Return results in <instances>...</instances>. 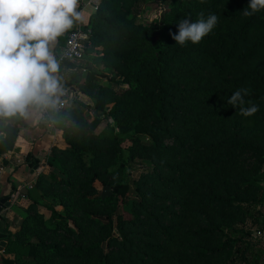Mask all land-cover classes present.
<instances>
[{"label": "trees", "instance_id": "16d2710c", "mask_svg": "<svg viewBox=\"0 0 264 264\" xmlns=\"http://www.w3.org/2000/svg\"><path fill=\"white\" fill-rule=\"evenodd\" d=\"M140 1L101 0L83 58L62 62L64 75L101 47L99 60L115 75L87 68L65 81L96 104L64 109L75 124H56L65 142L44 162L27 155L44 170L21 228L7 233L3 264H212L232 252L227 230L261 189L251 177L264 165V139L231 119L264 125V11L244 15L249 0H163L170 6L161 22L148 26L136 20ZM201 13L217 14L213 31L198 44H176L178 23ZM240 88L245 106L259 105L253 116L227 104ZM105 114L118 134L109 133L111 121L97 132ZM24 125L16 118L0 129V156L15 149ZM219 125L229 129L218 135ZM129 133L124 147L119 135ZM137 158L150 163L134 177Z\"/></svg>", "mask_w": 264, "mask_h": 264}, {"label": "clouds", "instance_id": "9594fccd", "mask_svg": "<svg viewBox=\"0 0 264 264\" xmlns=\"http://www.w3.org/2000/svg\"><path fill=\"white\" fill-rule=\"evenodd\" d=\"M79 0H0V129L19 118L26 124L39 122L49 127L58 123L75 124L64 111L66 83L63 55L53 50L57 38L83 19ZM264 11V0H249L244 15ZM211 13L178 23L172 33L176 44H198L218 24ZM247 89L234 91L227 104L242 116L257 113L259 105H246ZM6 132L0 131V141Z\"/></svg>", "mask_w": 264, "mask_h": 264}, {"label": "rangeland", "instance_id": "374dc122", "mask_svg": "<svg viewBox=\"0 0 264 264\" xmlns=\"http://www.w3.org/2000/svg\"><path fill=\"white\" fill-rule=\"evenodd\" d=\"M100 3L101 0H98L97 7ZM139 4L140 8L136 20L140 23L150 26L155 21L161 22L163 10L165 7L168 8L170 6V1L163 3V0H145V2L140 1ZM97 7L94 8L95 12L98 9ZM157 32H159V38L160 29H158ZM101 49V47L94 49L91 54L94 57L93 60H90L88 57L85 58L86 62H84V64H88L89 67L84 65L85 67L83 66V68H72V72H80L82 74H85L86 69L88 68L87 70L92 69L98 72H102L106 75H115V72L111 66H105V64L99 60L100 57H103V52ZM108 80L109 79L104 76L98 77V81L104 85H107L109 83ZM69 92L71 94V91ZM78 92L82 93L84 97H87V105H91L92 107L95 106V98H93L89 94L83 93L80 89H78ZM78 98L79 97L77 95H74V93L68 95V105L66 106V108L79 105L80 102H75V100H78ZM63 102L66 104V101ZM96 115L97 113L93 109L86 111V116L90 120H93ZM103 117H105L104 121L98 128L97 132L100 133L103 130H108V121H111L112 127H109V133H111V135L118 134L120 132V129H118L116 121L113 119V117H110L108 114L103 115ZM236 121L237 123L243 124V126L250 128L254 137L258 139H264V125H261L259 124V122H255L254 120H243L242 118L238 117H234L233 119H231V123H235ZM113 128H115L116 130H113ZM225 129L229 128H225V126L222 127L219 125V127L216 129V132L218 135H221L225 132ZM133 135V133L119 135L121 136L120 139L123 141L124 147L131 145L130 140ZM143 140L147 139L144 137ZM135 162L136 163L133 169V176L137 177L136 173H140L146 170V164H149L150 161L137 158ZM251 180L255 183V185H257L258 187L260 186L261 189H259L257 194L255 195L254 193L250 194L251 200L249 202L241 203L245 214L244 219L234 223L227 230V236L232 239L233 250L232 252H228V254L225 253L221 258H219V263L214 262L212 264H264V165L257 174L251 177ZM30 188H28L24 192H22L21 190L16 191V194L12 197V201H16L17 203L20 198L29 201L28 191L30 190ZM103 194H109L108 188L104 189ZM16 195L19 196L17 200L14 199ZM125 209L126 214L129 215L131 211V204L126 205ZM43 211L47 210L43 209ZM62 211H64L63 208ZM46 213L49 215V211H47ZM5 249L3 250V255H5ZM73 264H91V261H77Z\"/></svg>", "mask_w": 264, "mask_h": 264}, {"label": "crops", "instance_id": "0c3cea01", "mask_svg": "<svg viewBox=\"0 0 264 264\" xmlns=\"http://www.w3.org/2000/svg\"><path fill=\"white\" fill-rule=\"evenodd\" d=\"M98 1V0H97ZM95 0H79L78 8L83 10V19L78 20L72 29L57 38L53 45V50L57 54L60 53L66 44L68 34L76 28H85L90 24L91 16L95 13L94 8L97 6ZM65 81H70V76L74 73L72 68L64 72ZM77 95L79 98L75 102L88 104L87 97L78 92L76 86H72L65 92L66 101L65 108L68 105V95ZM63 130L61 127L54 125L45 127L39 122H33L31 125L25 123L22 127L16 147L10 153L0 156V197L10 198L11 206L0 211V234L15 233L21 228L23 220L26 216V208L30 202L20 198L19 201H12V197L16 191L24 192L31 186L35 185L43 167L38 165L31 168L27 160V155L31 153L35 159L44 162L52 153L56 145L64 144ZM5 241V246H2V241ZM8 244V236L6 239H0V264L2 262L3 250ZM3 247V248H2Z\"/></svg>", "mask_w": 264, "mask_h": 264}, {"label": "built area", "instance_id": "2783aa9c", "mask_svg": "<svg viewBox=\"0 0 264 264\" xmlns=\"http://www.w3.org/2000/svg\"><path fill=\"white\" fill-rule=\"evenodd\" d=\"M78 10L83 12L81 7L78 8ZM89 36H90V29H87L86 27L73 29L68 34L67 42L61 51V55L64 56L63 61L77 60L83 58L85 52V42L89 39ZM63 104L65 107L64 102ZM18 198L19 196L16 195L14 199L17 200Z\"/></svg>", "mask_w": 264, "mask_h": 264}, {"label": "water", "instance_id": "95a60500", "mask_svg": "<svg viewBox=\"0 0 264 264\" xmlns=\"http://www.w3.org/2000/svg\"><path fill=\"white\" fill-rule=\"evenodd\" d=\"M158 34H159V32L156 33V35L154 37V41H156V39L158 38ZM37 168H38V166H37ZM10 206H11L10 198L6 197L0 201V211H2L3 209H5L7 207H10ZM6 238H7V234H0V239H6ZM2 246H5L4 240L2 241Z\"/></svg>", "mask_w": 264, "mask_h": 264}]
</instances>
